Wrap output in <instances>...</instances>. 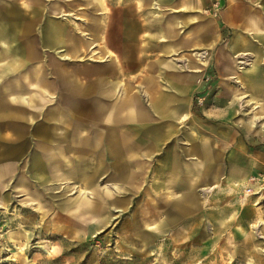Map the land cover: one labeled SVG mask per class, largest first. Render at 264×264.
I'll use <instances>...</instances> for the list:
<instances>
[{
    "label": "crops",
    "instance_id": "crops-1",
    "mask_svg": "<svg viewBox=\"0 0 264 264\" xmlns=\"http://www.w3.org/2000/svg\"><path fill=\"white\" fill-rule=\"evenodd\" d=\"M103 1L90 0L98 8ZM69 3L0 0V126L11 128L4 134L6 140L0 142V160L17 156L14 153L20 151H16L15 139L26 130L28 135L47 139L48 148L42 149L40 163L31 161L32 156L25 160L30 178L18 175L14 179H25L20 185L29 191L48 183V206L52 207L57 197L50 195L52 186L76 188V196H58L61 201L55 202V217L67 219L72 225H83L82 221L89 218L90 226H95L93 220L100 214L101 205L120 206L112 192H120L128 184L129 162L158 152L165 137L176 138L175 120L191 103L194 79L201 70L198 62L210 59L205 49L209 42L212 46L216 43L219 72L237 82L231 87L240 97L246 94L257 107H264L257 99L264 95V0H108L114 7L109 6L105 19L101 20L97 11L93 20L85 22L87 26L80 23L81 27L72 20ZM48 7L66 20L60 23L48 17ZM209 11L212 14H207ZM180 32L188 33L181 38ZM154 38L162 44L155 43ZM222 39L227 40L225 44ZM106 43L114 44L117 57L110 50L104 51ZM150 46L161 48L158 51ZM202 47V51L195 50ZM183 48H189L190 54ZM49 49L62 61L50 56ZM150 51L154 55H148ZM86 55L94 61L85 67L90 73L84 76L90 80L77 76L74 63L67 62ZM240 70L247 72L240 75ZM121 71L123 76H119ZM225 85L230 89L228 83ZM2 96L11 103H4ZM46 101L55 103L48 112L43 106ZM34 114L41 115V122L33 120ZM13 116L28 119L29 125L12 120ZM197 135L191 131L184 134L188 155L200 158L210 171L214 165L212 147L202 141L205 149L196 148L198 141L192 139ZM241 143L246 145L243 139ZM87 155L114 159L106 163L111 172L99 177V164L84 161ZM1 161L3 190L10 167H3ZM112 165L120 170L115 171ZM197 165H187V179L180 180L176 172L172 176L169 172L167 180L153 177V183L160 186L178 181L185 184L186 191L179 197L169 196L167 214L181 200L190 202V181L195 176L192 170ZM258 168L264 169V146L245 148V165L238 173L245 177ZM208 174L211 177L212 170ZM242 176L232 174L227 178L239 184ZM78 183L84 186L79 188ZM187 205L184 211L191 209Z\"/></svg>",
    "mask_w": 264,
    "mask_h": 264
},
{
    "label": "rangeland",
    "instance_id": "rangeland-1",
    "mask_svg": "<svg viewBox=\"0 0 264 264\" xmlns=\"http://www.w3.org/2000/svg\"><path fill=\"white\" fill-rule=\"evenodd\" d=\"M122 1L116 0L117 3ZM95 2L70 0L68 12L72 20L79 22L81 27L80 23L91 22L97 11L101 20L105 19L109 6L114 7L112 3L108 5V0L103 1L101 8L94 7ZM210 13L212 11L207 14ZM47 14L60 23L66 20L52 13L49 7ZM187 33L180 32V37ZM226 41L222 39L221 43ZM103 47L104 51L110 50L112 55L118 56L114 44L106 43ZM149 48L160 51L161 47ZM205 49L210 59H206V63L198 62L201 70L199 77L194 79L196 88L191 103L184 115L175 120L176 138L165 137L158 152L129 162L128 184L120 192H112L123 210L118 211L119 207L114 204L101 205L100 214L93 220L95 226H90L89 218L82 221L83 225H72L67 219L55 217V202L66 195L76 196L79 193L76 188L52 186L50 195H57L54 207L48 206V183L38 185L34 191L22 188L20 184L26 180L21 176L14 178L18 175L30 178L25 160L32 156L31 161L40 163L42 149L48 148V140L28 135L27 130L15 139L14 146L20 152L14 153L15 157L0 160L3 167L6 164L10 167L3 181L5 187L0 190V264H264V169L258 168L245 177L238 173L245 165V148L252 150L264 146V107H257L246 94L240 97L235 87H231L237 86V82L219 72L221 62L216 55V43L212 46L209 42ZM195 50L202 51L204 47ZM183 52L190 54L189 48ZM49 55L62 61L52 50ZM148 55L154 53L150 51ZM67 62L74 63L77 76L91 79L84 76L90 73L85 67L94 62L87 55ZM246 72L240 70L238 74ZM123 75L121 71L119 76ZM2 99L4 103H11L7 96ZM257 99L264 106V95ZM54 105L46 101L43 106L48 112V107ZM11 119L21 125L24 123L25 127L30 122L16 116ZM33 120L41 122V115L34 114ZM3 128L0 126V142L6 140L4 134L11 130ZM189 131L198 134L192 139L198 141L196 148L205 149L202 141H208L209 149L212 147L211 177L208 174L211 170L208 171L200 158L188 155L184 134ZM242 139L246 145L241 143ZM5 154L10 156V153ZM85 158L84 161L99 164V177L111 172L106 166L111 159L104 160L99 155ZM191 162L198 165L192 170L195 176L190 181V202L181 200L169 215L165 212L169 196L170 199L179 197L186 191L185 184L178 181L160 186L153 183V177L167 180L169 172L171 176L176 172L180 180L187 179V165ZM114 166L118 172V165L111 167ZM232 174L242 176L243 181L234 184L227 178ZM78 186L84 184L78 183ZM260 198L262 201L258 203ZM187 204L191 209L184 211Z\"/></svg>",
    "mask_w": 264,
    "mask_h": 264
},
{
    "label": "bare ground",
    "instance_id": "bare-ground-1",
    "mask_svg": "<svg viewBox=\"0 0 264 264\" xmlns=\"http://www.w3.org/2000/svg\"><path fill=\"white\" fill-rule=\"evenodd\" d=\"M109 4H110V3H109ZM28 53H31V52H30V51L27 52L26 55H27ZM196 55H198V54H196ZM238 61H239V60H238ZM26 95H27V94H26ZM32 112H33V111H32ZM261 197H262V196H261ZM88 208H89V207H88ZM88 208H86V209L89 210L90 208H89V209H88Z\"/></svg>",
    "mask_w": 264,
    "mask_h": 264
}]
</instances>
